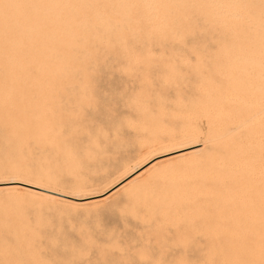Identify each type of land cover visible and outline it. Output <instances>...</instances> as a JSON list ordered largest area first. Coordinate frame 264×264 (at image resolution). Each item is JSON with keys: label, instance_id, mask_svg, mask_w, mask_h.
Instances as JSON below:
<instances>
[{"label": "rangeland", "instance_id": "rangeland-1", "mask_svg": "<svg viewBox=\"0 0 264 264\" xmlns=\"http://www.w3.org/2000/svg\"><path fill=\"white\" fill-rule=\"evenodd\" d=\"M2 1L0 182L27 181L90 197L161 152L195 144L203 150L194 163L178 164L175 172L144 186L133 182L94 207L1 192L0 264H82L88 258L84 245L97 244L105 259L122 264L160 259L175 264L153 246L154 233L166 218L181 226L191 218L204 225L214 218L223 221L220 208L217 218L192 206L219 194L217 175L229 173L232 186L240 188L229 199L237 206L245 198L241 186L262 192L264 0H31L39 6L30 0ZM241 57L248 61H238ZM254 94L257 102L248 103ZM154 126L156 131L150 129ZM241 148L245 152H238ZM186 184L202 195L191 196ZM204 235L198 234L197 251L185 264H235L234 247L242 244L238 238L211 256ZM162 249L170 251L169 245Z\"/></svg>", "mask_w": 264, "mask_h": 264}, {"label": "bare ground", "instance_id": "bare-ground-1", "mask_svg": "<svg viewBox=\"0 0 264 264\" xmlns=\"http://www.w3.org/2000/svg\"><path fill=\"white\" fill-rule=\"evenodd\" d=\"M1 1V0H0ZM4 1V0H3ZM2 1V2H3ZM11 1V0H10ZM15 1V0H14ZM23 1H26V0H23ZM31 1V0H30ZM48 1V0H47ZM55 1V0H54ZM143 1V0H142ZM147 3L149 0H146ZM157 1V0H156ZM22 2V1H21ZM32 2V1H31ZM37 2V1H36ZM36 2H32L33 4H37L39 6L38 3ZM42 2V1H41ZM45 2V1H44ZM52 2V1H51ZM68 2V1H66ZM5 3V2H3ZM6 3H9V0L8 2ZM18 3V2H17ZM40 3V2H39ZM47 3V2H46ZM61 3V2H60ZM13 4H16V3H13ZM64 4V3H62ZM144 4V3H143ZM149 4V3H148ZM30 5H32L30 3ZM37 5H34V6H37ZM61 5V4H60ZM152 5V3H151ZM150 5V7H151ZM3 6V4H2ZM5 6V5H4ZM26 6V5H25ZM51 6V5H50ZM62 6V5H61ZM74 6V5H73ZM79 6V5H78ZM147 6V5H146ZM17 7V6H16ZM46 7V6H45ZM55 7V5H54ZM58 7V10L60 9L59 6ZM68 7V6H67ZM145 7V6H144ZM153 7V5H152ZM13 8V7H12ZM18 8V7H17ZM16 8V9H17ZM22 8V7H21ZM31 8V7H29ZM35 8V7H34ZM82 8V7H81ZM5 8H3V12ZM15 9V8H14ZM15 9V12H17ZM40 10V12L44 11L46 8H44V10L41 11L40 8H38ZM50 9V8H49ZM151 9V8H150ZM156 9V8H154ZM25 10V9H24ZM26 10H28L26 8ZM35 10V9H34ZM64 10V9H63ZM147 10H149V8L147 7ZM146 10V11H147ZM152 10V9H151ZM52 11V9H51ZM235 11V10H234ZM7 12V11H6ZM8 12H10L8 10ZM12 12V11H11ZM10 12V13H11ZM20 12V11H18ZM30 12H32L30 10ZM45 12V11H44ZM53 12V11H52ZM60 12V10H59ZM64 12V11H63ZM151 12V11H150ZM236 12V11H235ZM13 13V12H12ZM25 13H28L25 11ZM34 13V12H33ZM43 13V12H42ZM58 13V12H57ZM153 13V12H152ZM151 13V14H152ZM1 14V12H0ZM9 15V13H7ZM14 14V13H13ZM21 14V13H20ZM18 14V16L20 15ZM32 14V13H31ZM56 14V13H55ZM237 14V13H236ZM2 15V14H1ZM25 15V14H23ZM30 15V13H29ZM28 15V16H29ZM34 15V14H33ZM32 16V18H34ZM39 15H41V13H39ZM45 15V14H44ZM51 15V14H50ZM10 16V15H9ZM22 16V15H21ZM37 16V14H36ZM24 17V16H23ZM44 17V16H43ZM63 18H65L64 16H61ZM4 18V17H3ZM9 18V17H8ZM16 18V17H15ZM12 19V18H11ZM17 19V18H16ZM21 19V18H20ZM27 19V18H26ZM31 19V18H30ZM36 19H39L38 17ZM42 19V17H41ZM53 19V18H52ZM14 19H12V22H13ZM25 20V19H23ZM22 20V21H23ZM35 20V19H33ZM9 21V20H8ZM11 21V20H10ZM21 21V20H20ZM28 21V19H27ZM39 21V20H38ZM26 22V21H25ZM30 20L27 22L29 23ZM32 22V21H31ZM46 22V21H45ZM9 23V22H8ZM44 23V22H43ZM10 24V23H9ZM22 24V23H21ZM26 24V23H24ZM36 24V23H35ZM28 26V24H26ZM38 25V24H37ZM50 25V24H49ZM8 26V25H7ZM12 26V25H11ZM36 25H34V28H35ZM59 26V25H58ZM10 27V26H9ZM13 27V26H12ZM26 27V26H25ZM33 27V25H32ZM45 27V26H44ZM53 27V26H52ZM61 27V26H60ZM59 27V28H60ZM13 29V28H12ZM40 30V29H39ZM12 31V30H11ZM31 31V30H30ZM18 32V31H17ZM34 32V31H33ZM26 33V32H25ZM7 34H10L7 33ZM12 34V33H11ZM18 34V33H17ZM22 35V34H21ZM26 35V34H25ZM31 35V34H30ZM44 35V34H43ZM18 36V35H17ZM15 37V36H14ZM25 37V36H24ZM35 37V36H34ZM42 37V35H41ZM12 38V37H11ZM18 37H16L17 39ZM20 38V36H19ZM26 38V37H25ZM40 38V36H39ZM55 38V37H53ZM60 38V37H59ZM10 39V37H9ZM52 39V38H51ZM50 39V40H51ZM19 40V39H18ZM21 40V39H20ZM55 40V39H53ZM23 42V40H22ZM45 42V41H44ZM31 43V42H30ZM24 44V42H23ZM40 44V42H39ZM32 45V44H31ZM21 47V46H20ZM33 50V48H32ZM21 51V50H20ZM19 52V51H18ZM34 52V51H33ZM20 53V52H19ZM240 57V56H239ZM242 58L238 61H242ZM246 58V57H244ZM243 58V60H244ZM255 59V57H253ZM264 60V58H263ZM236 61V63L238 62ZM246 61L247 58H246ZM250 61V60H249ZM256 61V59H255ZM264 62V61H263ZM252 63V62H251ZM258 64V63H257ZM261 65H263V63L261 62ZM264 66V65H263ZM240 67V66H239ZM238 67V68H239ZM237 68V67H236ZM248 69V68H246ZM256 70V69H255ZM248 71V70H247ZM251 72V70H249ZM262 72V71H261ZM255 71L253 72V75H254ZM257 75V74H256ZM259 75V74H258ZM240 76V75H239ZM255 76V75H254ZM264 76V75H263ZM262 77V76H261ZM250 79V78H249ZM257 81V80H256ZM246 84V83H245ZM253 84V83H251ZM256 84V83H255ZM258 84V83H257ZM247 86V84H246ZM251 86V85H249ZM263 86V85H262ZM240 87V86H239ZM243 87V86H242ZM242 87L240 88H237L238 90H240ZM244 88V87H243ZM250 88V87H249ZM256 88V87H255ZM259 88V87H258ZM244 90V89H243ZM248 90V89H247ZM251 90V89H250ZM260 90V89H259ZM261 90H263L261 88ZM231 91V90H230ZM38 92V91H37ZM242 92V90H241ZM264 92V90L262 91ZM229 93V92H228ZM234 93V92H232ZM231 93V94H232ZM251 93H252V90H251ZM230 94V93H229ZM235 94V93H234ZM245 94V93H244ZM2 95V94H1ZM237 95V94H235ZM252 95V94H251ZM250 95V96H251ZM264 95V93L262 94ZM240 96V95H239ZM242 96V95H241ZM245 96V95H244ZM243 96V97H244ZM256 94H254V97L256 98ZM237 97V96H236ZM254 98V99H255ZM261 98V97H260ZM1 99V98H0ZM44 99V98H43ZM252 99V98H251ZM25 100V99H24ZM262 100V99H260ZM235 100H233L234 102ZM238 101V100H237ZM254 102H257V98L255 100H250L248 101V103H254ZM260 104V102H259ZM239 105H244V104H240ZM249 105V104H248ZM247 105V106H248ZM258 105V104H257ZM249 106H253V105H249ZM256 106V105H254ZM261 107V106H260ZM263 107V106H262ZM261 107V108H262ZM1 108V107H0ZM16 108V107H15ZM228 109H230V106L228 107ZM219 110V109H218ZM226 110V109H224ZM254 110L256 109H252L250 112H253ZM220 111V110H219ZM212 112V111H211ZM223 112V111H222ZM227 112V111H226ZM231 112V110H230ZM213 114H210V115H214V112H212ZM216 113V112H215ZM228 113V112H227ZM233 113V112H232ZM235 113V112H234ZM250 114V113H249ZM207 115V113H206ZM205 115V116H206ZM225 115V114H224ZM227 115V114H226ZM237 115V114H236ZM246 115V114H245ZM253 115V114H252ZM251 115V116H252ZM247 116V115H246ZM250 116V117H251ZM210 117V116H209ZM238 117V115H237ZM229 118V117H228ZM227 118V119H228ZM258 118V117H257ZM230 119H234V118H230ZM224 120V119H223ZM226 120V118H225ZM192 121V120H191ZM246 121V120H245ZM249 121V120H247ZM246 121V122H247ZM262 121V120H261ZM196 123V122H194ZM198 123V121H197ZM244 122L242 121L241 124H243ZM251 125V121L250 122H247V125ZM254 123V121L252 122ZM264 122L262 123H259V124H263ZM204 124L207 125V122H205ZM200 125V124H199ZM203 125V122L202 124ZM216 125V124H215ZM227 125V124H226ZM217 126V125H216ZM241 126V125H240ZM244 126V125H243ZM242 126V127H243ZM246 126V125H245ZM256 126V125H255ZM263 126V125H262ZM159 128V126H157ZM220 127V126H219ZM222 127L224 128L225 126L222 125ZM157 128V130H158ZM247 128V127H246ZM151 130L153 129L154 131H156V128L155 126L150 128ZM215 129V128H214ZM218 129V128H217ZM161 129H159L160 131ZM164 129H162L163 131ZM208 130V129H207ZM223 130V129H222ZM220 130L219 132H217V130L215 132L218 133H224V131ZM249 130V129H248ZM206 131V130H205ZM222 131V132H221ZM146 132V131H145ZM148 132V131H147ZM158 132V131H157ZM207 132V131H206ZM214 132V133H215ZM264 132V130H263ZM193 133V132H192ZM204 133V131H203ZM233 133V132H232ZM151 134V133H150ZM185 134V133H184ZM195 134V132H194ZM198 134L200 135V133L198 132ZM235 134V133H233ZM189 135V132L188 134ZM186 135V136H187ZM191 135V133H190ZM189 135V136H190ZM197 134H195L196 136ZM208 135V134H207ZM211 135V134H209ZM226 135V134H225ZM228 135V134H227ZM184 136V135H183ZM198 136V135H197ZM214 136V135H213ZM154 137V136H153ZM191 137V136H190ZM226 137V136H225ZM230 137V136H228ZM167 138V137H166ZM181 138V137H180ZM193 138V137H192ZM207 138V137H206ZM262 138V137H260ZM259 138V139H260ZM264 138V137H263ZM157 139V138H156ZM187 139V137H186ZM195 139V137H194ZM202 139L204 140L205 139V136L204 138L202 137ZM208 139V138H207ZM211 139V138H210ZM221 139V138H220ZM224 141L227 139L223 138ZM257 139V138H256ZM230 140V139H229ZM261 140V139H260ZM157 141V140H155ZM190 141V140H189ZM216 139L213 138L210 140V144L211 145H216ZM188 142V141H187ZM191 142H193L191 140ZM202 142V141H201ZM205 142V140H204ZM218 142V141H217ZM223 141H219V144L222 143ZM230 144H232V141H228ZM227 145L226 142H223ZM194 144V142H193ZM207 144V143H206ZM224 144V145H225ZM253 144V143H252ZM205 145V144H204ZM218 145V144H217ZM216 145V146H217ZM248 145H251L250 143ZM159 146V145H158ZM203 146V145H202ZM201 145H191L189 147H183L182 149H179L174 151V152H169V153H162L160 155H157V156H154L152 157V159L150 161H148L147 163H145L142 167H140L137 171H134V172H131L129 174H125V176L120 180L118 181L117 183L113 184L110 188L107 189L106 192L102 193V194H99V195H93V196H90V197H83V198H78V197H75V196H71V195H67V194H64V193H60V192H56L50 188H46V187H43L41 185H38V184H32V183H28L27 181L24 182V181H3V182H0V193L1 192H6V193H26V194H29L30 196H32V198H40V200H47V201H51V202H54V203H61V204H64V205H67V206H71V207H88V206H95V205H98V204H101V203H105L107 202L114 194L118 193L119 191L123 190V188L125 189V187L131 183H135V182H143V186L144 185H147V182L148 181H156L158 179H161L162 177L164 176H167L169 175L170 173H173L175 172V166L178 165V164H181V163H184L185 161L188 162L187 160H193L194 158H196L197 155H199L203 148L202 149H199L202 147ZM237 146V145H236ZM171 147V146H170ZM169 147V148H170ZM207 147V146H206ZM263 147V145H262ZM151 148V147H150ZM168 148V147H167ZM237 148H239L237 146ZM172 149V148H171ZM174 149V148H173ZM236 149V148H235ZM241 149L238 150V152H240ZM245 150V148H244ZM243 150V151H244ZM150 151V150H149ZM165 151V150H163ZM170 151V150H169ZM242 151V152H243ZM247 151V150H246ZM235 152V150H234ZM237 152V151H236ZM235 152V153H236ZM240 152V153H242ZM245 152V151H244ZM156 153V152H155ZM149 154V153H148ZM159 154V153H158ZM237 154V153H236ZM251 154V153H250ZM262 154V153H261ZM248 155V154H247ZM254 155V154H252ZM263 155V154H262ZM153 156V154H152ZM255 156V155H254ZM261 159H262V156H260ZM260 157H256V158H260ZM248 158V157H247ZM251 158V157H250ZM252 159V158H251ZM254 159V158H253ZM218 160V159H217ZM238 160V159H237ZM242 160V158H241ZM255 160V159H254ZM264 160V159H263ZM194 163V160L192 161ZM199 162V161H198ZM216 162V161H215ZM231 163L233 161H230ZM229 162V163H230ZM243 162V160H242ZM207 163V162H206ZM223 163V162H222ZM238 163V161H237ZM221 164V163H220ZM226 163H224L225 165ZM233 164V163H232ZM236 164V163H235ZM234 164V165H235ZM196 165V164H194ZM218 165V163H217ZM239 165V164H238ZM248 165V164H245V166ZM251 165V164H250ZM180 166V165H178ZM219 166V165H218ZM223 166V165H222ZM229 166V165H227ZM232 166V165H230ZM229 166V167H230ZM242 166V165H241ZM244 166V165H243ZM253 166V165H252ZM255 166V165H254ZM259 166V165H258ZM257 166V167H258ZM181 167V166H180ZM216 167V166H215ZM261 167V166H259ZM182 168H184L182 166ZM219 168V167H217ZM224 168L226 169H223V167L220 166L219 169L223 170V171H226L228 170L227 167L225 166ZM243 168V167H242ZM248 168V166H247ZM256 169V167H254ZM264 166L262 167V170H263ZM11 169V168H10ZM194 169V168H193ZM231 169V168H229ZM233 169V168H232ZM243 169H246L245 167ZM242 169V170H243ZM178 170H179V167H178ZM211 170V169H210ZM247 170V169H246ZM248 170L250 171L251 168H248ZM248 171V172H249ZM254 171V170H253ZM177 172V171H176ZM229 172V170H228ZM227 172V173H228ZM234 172V170H233ZM240 172V170H239ZM222 173V172H220ZM247 173V172H246ZM251 173H252V170L249 172L250 176H251ZM22 174V173H21ZM229 174V173H228ZM227 174V175H228ZM231 174V173H230ZM254 174V172H253ZM260 174V173H259ZM147 175V178L146 180L143 178ZM225 175L224 173L221 174V175H217L214 180L215 182H217V187L219 186V194H216L214 195L213 197V200L211 199H208V203L207 202H204L202 201L201 199H198V200H201V201H197L195 200L194 201V204L192 206L196 207L197 210H198V213L199 212H202V210H204V212L202 213V215L204 213H207L208 210H210V215L209 216H213L216 214L217 212V209L220 208L222 209V212L220 211V214H222V217L220 215H218L223 221H215L214 219H210V222H207L206 225L204 224H201L197 221V219H193L191 218L189 221L187 222H184V224L181 226V223L180 222H176L175 220V223L172 224L170 223V220L169 219H164L163 222H164V226L162 227L161 225V229H159L155 234L156 236V241L154 242L155 245L153 246H157V248H159V254L162 258H164L165 260H167V258H174V261L173 263L175 264H185V260L188 259V256L190 253L192 252H196L197 251V248H198V234L201 233V232H205V242H206V245H207V248L209 250V253L211 256H214L216 251L219 249V247L221 246H230L232 243H235V240L234 241V237L235 238H238V241H236L237 243L241 242L242 244L239 246L237 245V247L235 248L234 247V255H233V258H234V263L235 264H245V263H255L257 262V260L259 258H261V260L263 262H261L260 264H264V192L262 189V187H260L262 189V192H258V191H255L254 189H252L250 186H245V187H242L241 186V191H243L244 193L242 194V196H245L244 198V202H241V204H238L239 206H237L235 203L236 202H232L231 200L229 199H232L230 198L232 196V192L234 189L237 188V186H232V178L228 175ZM248 175V173H247ZM24 176V175H23ZM213 176V175H212ZM248 176V177H250ZM256 176V174H255ZM264 176V175H263ZM167 178V177H166ZM212 178V177H211ZM252 179V177H251ZM263 179V178H262ZM261 179V180H262ZM147 181V182H146ZM184 181V180H183ZM213 181V180H212ZM231 181V182H230ZM255 181V180H254ZM210 182V180H209ZM236 182V181H235ZM257 182V181H255ZM262 182H264L262 180ZM207 183V182H206ZM237 183V182H236ZM258 183V182H257ZM259 183H261V181H259ZM205 184V183H204ZM212 184V183H210ZM214 184V183H213ZM212 184V185H213ZM234 184V183H233ZM193 184H186L185 186L188 187V193L191 194V196H196V195H199L200 193L197 192L196 194H194V191H193ZM239 185V184H238ZM85 187V186H84ZM215 188H216V185H215ZM185 189V188H184ZM237 189H240L239 187ZM258 189V188H256ZM239 191V190H237ZM261 191V190H260ZM134 193V191H133ZM235 193V192H234ZM238 193V192H237ZM240 193V191H239ZM236 194V193H235ZM14 195V194H13ZM134 195V194H133ZM202 195V194H200ZM205 195V194H204ZM17 196V195H16ZM15 196V197H16ZM188 196V195H187ZM213 196V195H212ZM115 197V196H114ZM197 197V196H196ZM163 198V197H162ZM203 198V197H202ZM17 199V198H16ZM164 199V198H163ZM192 199V198H191ZM190 199V200H191ZM243 199V198H241ZM166 200V198H165ZM205 200V199H204ZM241 201V200H239ZM107 205V204H106ZM238 207V208H235V207ZM167 211H165L166 213ZM164 213V212H163ZM168 213V212H167ZM166 213V215H167ZM150 214V213H149ZM14 215V214H13ZM205 215V214H204ZM208 215V214H207ZM216 216V215H215ZM214 216V217H215ZM218 216H216L218 218ZM9 217V216H8ZM167 217V216H166ZM159 218V217H158ZM195 218V217H194ZM213 218V217H211ZM162 219V217H161ZM144 220V219H143ZM152 220V219H151ZM187 220V219H186ZM214 220V221H212ZM206 223V222H205ZM153 224V223H152ZM159 224V223H158ZM162 224V223H161ZM170 225H173L174 227H171L173 228L172 230L168 229V227ZM147 226V225H146ZM156 226V225H155ZM159 227V225H157ZM26 228V227H25ZM153 228V227H152ZM160 228V227H159ZM158 229V228H157ZM27 231V230H26ZM31 234V233H30ZM29 234V235H30ZM153 234V233H152ZM21 236V235H20ZM154 236V235H153ZM35 238V237H34ZM151 238V237H150ZM155 237H153L154 239ZM248 241V242H247ZM150 242V241H149ZM23 244V243H22ZM243 244L245 245V247H243ZM29 245V244H28ZM163 245H169L170 247V251L166 252V251H163ZM239 246V247H238ZM152 247V246H151ZM156 248V247H155ZM225 249V248H224ZM232 253V252H230ZM36 258V257H35ZM142 258V257H141ZM220 258V257H219ZM36 261V260H35ZM141 261V260H140ZM37 262V261H36ZM36 262H33V263H36ZM163 260L160 259V261L158 263H154V264H162ZM171 262V261H170ZM227 262V261H226ZM39 263V261L37 262ZM169 263V262H168ZM223 263V262H221ZM225 263V262H224ZM227 264V263H226Z\"/></svg>", "mask_w": 264, "mask_h": 264}, {"label": "snow or ice", "instance_id": "snow-or-ice-1", "mask_svg": "<svg viewBox=\"0 0 264 264\" xmlns=\"http://www.w3.org/2000/svg\"><path fill=\"white\" fill-rule=\"evenodd\" d=\"M80 243L82 244L83 242L80 241ZM83 251L87 254L88 258L83 260L82 264H122V262L105 259L104 257L107 255V253L103 251L100 244L95 245L93 248H89L87 245H84ZM93 255H95L97 258L92 259L91 257Z\"/></svg>", "mask_w": 264, "mask_h": 264}]
</instances>
